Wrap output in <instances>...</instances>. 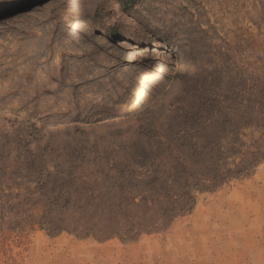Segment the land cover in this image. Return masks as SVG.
Segmentation results:
<instances>
[{"label": "rangeland", "instance_id": "rangeland-1", "mask_svg": "<svg viewBox=\"0 0 264 264\" xmlns=\"http://www.w3.org/2000/svg\"><path fill=\"white\" fill-rule=\"evenodd\" d=\"M254 80L264 0H0L4 208L40 220L58 187L117 186L141 162L119 148L157 146L182 129L192 98L247 97ZM240 137L246 154L264 149V127ZM145 210L154 217L133 207ZM13 216L0 225V264H264V156L133 238L52 231L46 219L19 229Z\"/></svg>", "mask_w": 264, "mask_h": 264}, {"label": "trees", "instance_id": "trees-1", "mask_svg": "<svg viewBox=\"0 0 264 264\" xmlns=\"http://www.w3.org/2000/svg\"><path fill=\"white\" fill-rule=\"evenodd\" d=\"M206 91L211 94L189 101L190 112L182 129L173 130L166 141L155 147L118 149L141 162L126 164L119 171L123 181L113 188L58 187L51 192L49 213L37 220L15 207L8 213L1 201L4 187L0 183V225L14 213L10 223L19 229L46 219L52 231L66 228L97 238L115 234L133 238L142 229L169 224L188 211L195 189L248 173L263 158L264 149L252 146L253 151L246 154L240 135L244 128L264 127V81L254 80L247 97ZM132 168H141L143 177L135 178ZM134 206L155 209L154 217L147 208L141 214L133 211Z\"/></svg>", "mask_w": 264, "mask_h": 264}, {"label": "bare ground", "instance_id": "bare-ground-1", "mask_svg": "<svg viewBox=\"0 0 264 264\" xmlns=\"http://www.w3.org/2000/svg\"><path fill=\"white\" fill-rule=\"evenodd\" d=\"M99 37L102 40L107 39V35H106V32H105V27L104 26H102L101 29H100V36ZM120 44H122L123 46H126V47H135L132 44H130L129 42H127L126 40L120 41Z\"/></svg>", "mask_w": 264, "mask_h": 264}]
</instances>
